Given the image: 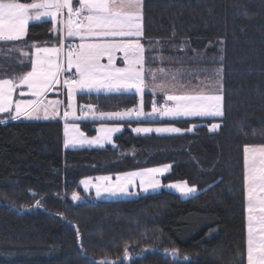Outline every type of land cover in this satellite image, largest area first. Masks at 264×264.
Masks as SVG:
<instances>
[{
    "label": "trees",
    "instance_id": "trees-1",
    "mask_svg": "<svg viewBox=\"0 0 264 264\" xmlns=\"http://www.w3.org/2000/svg\"><path fill=\"white\" fill-rule=\"evenodd\" d=\"M143 14L146 68L179 69L195 82L223 68L224 116L147 119L196 126L166 135L126 126L115 146L65 148L62 119L0 114V264H88L81 245L97 262L238 264L239 253L247 264L243 150L264 144V0H143ZM53 27L51 20L32 22L21 41L0 42V78L29 71L35 45L60 44ZM163 97L144 93L143 108ZM77 100L96 112L141 103L132 93H79ZM215 121L220 128L211 131ZM96 122L81 125L92 132ZM161 164L171 165L168 179L186 180L198 192L97 199L80 185L86 176ZM74 192L80 200H72ZM36 201V210L23 209ZM171 248L180 255L164 251Z\"/></svg>",
    "mask_w": 264,
    "mask_h": 264
},
{
    "label": "snow or ice",
    "instance_id": "snow-or-ice-1",
    "mask_svg": "<svg viewBox=\"0 0 264 264\" xmlns=\"http://www.w3.org/2000/svg\"><path fill=\"white\" fill-rule=\"evenodd\" d=\"M43 18H51L54 25L52 31H57L55 25L59 24L64 38L78 37L79 44L69 46L67 50L61 43L60 47L51 48L35 47L34 58L30 59V70L12 78L0 79V114H8L11 119H55L60 115L58 107L62 101H48L44 97L47 92L55 89L61 83V77L66 71L74 69V78L70 76L63 80L67 95L74 99L77 92L107 93H132L139 94L141 103L136 109H127L117 112L97 113L92 106H87L88 111L77 119L89 118L109 120H124L146 116L169 117H223V95L208 94L203 89L200 91L187 90L182 94H175L176 85L179 83L177 74L164 68L152 70L145 67V47L141 43L143 32V0H34L31 3H21L18 0H0V42L21 41L26 35L30 21L40 22ZM149 43H152L151 41ZM9 51H12L9 49ZM15 51L20 52L19 49ZM123 52L124 67L115 64L116 53ZM24 57L29 54L21 53ZM107 57L106 64L101 63ZM155 60V57H152ZM163 62V61H161ZM21 66L23 61H18ZM159 74V83H156ZM147 77V79H146ZM150 79L151 84L147 82ZM218 83V82H217ZM26 85L28 92L35 97L33 100H14L17 88ZM184 88V85H180ZM222 87V86H221ZM152 93L160 91L165 93V103L157 108L152 103V111H143L142 97L145 89ZM21 95H24L22 92ZM71 112L64 111L63 118L67 121L69 116L76 117V107L69 104ZM51 109V110H50ZM2 122V121H0ZM195 127V125L193 126ZM219 124H212L215 131ZM119 127L101 126V135L91 140L87 139L80 131L79 124L69 126L65 123V148L76 147L84 144L101 145V141H111L112 133L119 132ZM138 133H179L176 127L136 128ZM102 146V145H101ZM245 189L247 201V264H264V145L244 147ZM171 165L158 168L143 169L116 177L111 183V177H100L101 181L108 182L103 187L95 185L96 196L132 195L128 186L136 178L145 186V192L157 191L162 187L175 190L182 197L196 193L197 189L189 187L186 181L162 185L157 178L165 174ZM85 190L90 187L89 181H83ZM174 193V194H175ZM78 193L72 194V200H80ZM36 206L40 202L36 201ZM260 215L257 216L256 212ZM254 223L261 225L254 229ZM257 241H259L257 243ZM173 257L180 255L177 248L164 249ZM81 252L87 258L88 264H116V261L107 259L99 262L88 254L81 245ZM124 256L130 257L127 247ZM183 260H190L184 255ZM244 256L237 254L238 264H242Z\"/></svg>",
    "mask_w": 264,
    "mask_h": 264
},
{
    "label": "rangeland",
    "instance_id": "rangeland-1",
    "mask_svg": "<svg viewBox=\"0 0 264 264\" xmlns=\"http://www.w3.org/2000/svg\"><path fill=\"white\" fill-rule=\"evenodd\" d=\"M54 46L58 47L57 45H54ZM69 46H71V45L68 44L66 48L64 47L65 50H67L69 48ZM36 47H40V48L48 47V48H51V45H42V46L38 45ZM23 52H25V51H23ZM34 53H35V48H34V50L32 52V58H34ZM160 68H163V67H160ZM157 69H159V68H155V69H152V70H157ZM164 69H166L169 72V74H172V73H176L177 74V80L179 82L176 85V91H175V94H177V95L182 94L185 91V89H187L189 91H191L193 89L196 90V91H200L201 89H203L208 94H222L223 95V68H219V69L215 70L210 77L204 78V79H201V80H196V82L195 81H191V79H188L187 81L183 80L182 71H180L179 69L178 70L170 69V68L169 69L164 68ZM73 74H74L73 70L71 72L66 71L64 73V75L60 78L61 79V83L56 85L55 89L48 91L46 96L44 97L45 103H47L48 101H57V100L62 101V104L57 106L58 110L60 112V115L57 116L56 118L63 119L62 121H63L64 142H65V139H66L65 132H64L65 123H67L69 126H71L74 123L79 124L80 131L89 140H91L94 137H98V136L101 135L100 128H101L102 125L105 126V127H119L121 129L119 132L123 131L125 129V127L128 125L132 129V131L134 133L143 134V135H146V134H158V135L179 134V133H184L186 131H191V130H193L195 128L193 126L194 125L196 126V124H192L188 129H184V128H182L181 126H179L178 124H176L174 122H167V123L166 122H157V121L147 122V120H145V121L141 120L138 123L126 124L125 122H122V121H98L93 126L95 128V131L88 132L81 125V121H87V120H92V119L89 118L87 120H84V119H77V117H82L84 115V112L88 111L87 106H91V105L83 104V105L80 106L78 104L77 95H78V93H81V92H77V94L75 95L74 99H70V97L67 95V92L64 93V91L62 92V90H61L62 89L61 85H63V80L68 78V77H70V76H73ZM0 79H3V78H0ZM147 82L149 84L152 83L151 80H148ZM159 82H160V80H159V74H158V78H157L156 83H159ZM180 85H184L185 87L181 88ZM22 92L24 93V95H21ZM50 92H52V93H50ZM57 92H60V94L53 95V93H57ZM156 93H163V92H160L158 90V91L155 92V94ZM164 97H165V95H164ZM18 99L33 100V99H35V97H33L28 92V89H27L26 85H22V86L17 88V91H16V93L14 95V100H18ZM70 103H73L75 105V107H76V117L69 116L67 121H65V119L63 118V113H64V111L71 112L72 109L69 107ZM139 105L137 107H139ZM132 109H136V108H132ZM123 110H125V109H123ZM143 111L146 112V113L147 112H151L152 111V106H151V108L149 110H145L143 108ZM223 111H224V98H223ZM99 112H105V111H99ZM99 112H97V113H99ZM147 117H148V119L165 118V119H173V120L174 119H181V118H193V117H169V116H159V115L147 116ZM21 119H25V118L22 117ZM103 119H107V118H103ZM26 120H29V119H26ZM31 120H45V119H31ZM5 121H7V119H5ZM212 124H219L220 125V122L219 121H215V122H212V123L208 124V128L209 129H211V125ZM138 127H140V128H144V127H150V128L176 127V128L181 129V132H179V133H157V132L138 133V132L134 131ZM119 132L112 133L111 141H109V142L101 141V145L102 146L101 145H97V144H91V145L84 144V145H77L76 147L69 146L68 148L105 147V146H108V145L115 146V144H116L115 136ZM260 145H264V144L252 145V146H260ZM165 165H170V164L146 166V167H141V168H136V169H132V170L119 172V173H116V174H99V175H95V176H86V177H83L80 180V185L83 188V190L88 193V195L90 197L97 198V199L135 198V197H138V196H140L142 194L157 192V191H161V190H168V191H174L175 192L174 189L167 188V187H162V188L158 189L157 191L149 190V191L145 192L143 190V188L146 185L142 186L141 183H140V178H136L135 182L128 186V191L130 193H132V195H120V196L102 195L100 197L96 196L95 185L96 184H100L103 187L106 183H108V182H105V181H101L99 179L100 177H111L112 178L111 183L114 184L115 181H116V177L118 175H123V174L131 173V172H139V171H141L143 169L163 167ZM170 169H171V167H170ZM170 169L165 174L160 175V176L157 177L160 180L162 185H168V184H171V183H177V182H181V181H186V180H183V179H180V180L168 179L167 175L170 172ZM83 181H89V183H90V187L87 190H85L84 184L82 183ZM186 182H187L189 187H193L194 186L197 189L196 193L198 192V187L196 185L190 184L188 181H186ZM196 193H194V194H196ZM194 194H192V195H194ZM192 195L187 196V197H182V196L181 197L182 198H188V197H191ZM39 207H37L36 203H35L32 206H24L23 209L32 211V210H36ZM246 209H247V201H246ZM256 215L257 216L260 215L259 211L256 212ZM246 217H247V211H246ZM259 227H261V225L254 223V229H259ZM246 237H247V220H246ZM258 242L259 241H257V243ZM107 260L108 261H116V263L119 262L118 260H111V259H107Z\"/></svg>",
    "mask_w": 264,
    "mask_h": 264
},
{
    "label": "crops",
    "instance_id": "crops-1",
    "mask_svg": "<svg viewBox=\"0 0 264 264\" xmlns=\"http://www.w3.org/2000/svg\"><path fill=\"white\" fill-rule=\"evenodd\" d=\"M19 2V1H18ZM32 2H34V1H32ZM21 3H23V2H21ZM29 3H31V2H29ZM73 3H74V6H75V4H76V0H73ZM43 20H51V18H43L42 19V21ZM32 22H35V21H30L29 22V24L30 23H32ZM142 23H143V32H144V14H143V21H142ZM60 25L58 24V29H60ZM60 31V30H59ZM61 32V43L63 44V47H67V45L69 44V45H76V44H79L80 43V40H79V38L78 37H67L66 39L64 38V36H63V33H62V31H60ZM143 38V37H142ZM142 38H141V43L144 45V43H143V40H142ZM61 43L60 44H54V45H57L58 47H60L61 46ZM54 45H51V47L52 46H54ZM36 46H38V45H35L34 46V48L36 47ZM144 47H145V45H144ZM116 60H115V64H116V66L117 67H124L125 65H124V63H123V52H117L116 54ZM108 62V60H107V57H104L103 59H102V61H101V63H104V64H106ZM146 67V66H145ZM73 72H74V69H73ZM146 79H147V77H146ZM148 80H150V79H148ZM147 80V81H148ZM62 86V92L64 91V93L65 92H67V89H66V87L64 86V85H61ZM92 92H95V91H92ZM146 92H151L148 88H146L145 89V92L144 93H146ZM50 93H52V92H50ZM81 93H90V92H81ZM98 93H107V92H104V91H100V92H98ZM152 93V92H151ZM57 94H60V92H57V93H53V95H57ZM79 94V93H78ZM153 94H155V93H153ZM158 94H163V96L165 95L164 93H156L155 95H158ZM136 108H138V107H136ZM125 110H127V109H125ZM122 111H124V110H122ZM61 119V118H60ZM91 119V118H90ZM148 119V117L146 116V117H139L138 119L137 118H127V119H124V120H119V119H115V120H109V119H95V120H98V121H122V122H125L126 124H128L130 121H143V120H147ZM63 120V119H62ZM93 120V119H92ZM130 124V123H129ZM128 126V125H127ZM129 127V126H128Z\"/></svg>",
    "mask_w": 264,
    "mask_h": 264
},
{
    "label": "built area",
    "instance_id": "built-area-1",
    "mask_svg": "<svg viewBox=\"0 0 264 264\" xmlns=\"http://www.w3.org/2000/svg\"><path fill=\"white\" fill-rule=\"evenodd\" d=\"M73 78H74V76H73ZM165 98H166V97H163V98H161V99H155V100H153V102L156 104L157 108H161V107L164 105V103H165ZM153 102H152V103H153Z\"/></svg>",
    "mask_w": 264,
    "mask_h": 264
}]
</instances>
